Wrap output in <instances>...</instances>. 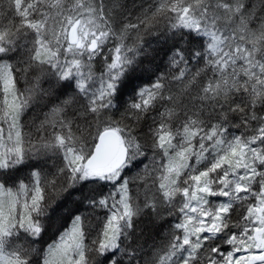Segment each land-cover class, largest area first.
<instances>
[{"label":"snow or ice","instance_id":"obj_1","mask_svg":"<svg viewBox=\"0 0 264 264\" xmlns=\"http://www.w3.org/2000/svg\"><path fill=\"white\" fill-rule=\"evenodd\" d=\"M0 264H264V0H0Z\"/></svg>","mask_w":264,"mask_h":264}]
</instances>
